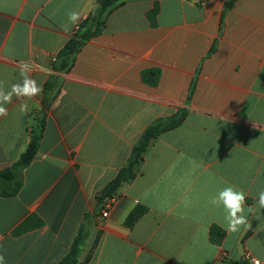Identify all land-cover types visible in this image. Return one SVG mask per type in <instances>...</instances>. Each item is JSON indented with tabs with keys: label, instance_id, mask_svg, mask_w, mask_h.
I'll return each instance as SVG.
<instances>
[{
	"label": "crops",
	"instance_id": "obj_1",
	"mask_svg": "<svg viewBox=\"0 0 264 264\" xmlns=\"http://www.w3.org/2000/svg\"><path fill=\"white\" fill-rule=\"evenodd\" d=\"M228 1L126 0L59 74L57 53L99 0H0V86L21 80L20 61L51 69L31 73L43 93L27 100V112L16 97L6 105L0 171L27 149L46 83L55 75L62 82L22 190L0 197L5 264L62 260L144 130L182 107L183 124L152 142L133 184L108 218L95 220L82 262L93 249L86 264H234L247 254L264 264V210L249 215L250 229L229 233L223 207L211 203L229 185L248 194L247 206L264 190V0H237L232 9ZM154 68L156 87L142 78ZM138 205L148 212L129 228ZM213 226L226 232L219 245Z\"/></svg>",
	"mask_w": 264,
	"mask_h": 264
},
{
	"label": "trees",
	"instance_id": "obj_2",
	"mask_svg": "<svg viewBox=\"0 0 264 264\" xmlns=\"http://www.w3.org/2000/svg\"><path fill=\"white\" fill-rule=\"evenodd\" d=\"M237 0L228 1L227 9H232ZM126 0H99L96 12L85 19L78 25L77 31L74 33L67 44L57 53L53 67L56 73H68L74 67L78 54L82 48L92 39L100 36L107 26L109 16ZM158 13L155 7L151 11L149 17L154 20V16ZM77 35V38L74 36ZM161 70L148 69L143 71L142 78L145 83L152 87H156L160 81ZM61 78L58 75L53 76L44 87L43 107L38 110L34 117V123L30 128V142L25 152L20 156L19 160L8 169L0 171V197L11 198L19 195L24 185V171L35 160L43 139L44 128L48 112L55 101L60 88ZM186 107L179 108L170 116L160 117L154 120L142 133L137 140L128 161L119 170L116 177L110 181L97 196L96 208L93 212L87 213L85 219L75 237L68 254L59 262L53 264H86L91 256L93 249L82 259L86 252L92 231L95 227V220L102 216V212L107 206L111 210L114 200H119L124 196L125 190L133 184L138 176L137 167L139 166L148 151L152 142L160 138L162 134L174 130L181 126L188 116ZM148 212L145 206L138 205L128 215L125 225L133 228L135 224ZM42 226V222L38 224ZM20 228L16 234L20 233ZM226 232L218 226H213L210 230V240L212 244H221L225 239ZM98 243V238L94 242V247ZM93 247V248H94ZM233 264V262H231Z\"/></svg>",
	"mask_w": 264,
	"mask_h": 264
},
{
	"label": "clouds",
	"instance_id": "obj_3",
	"mask_svg": "<svg viewBox=\"0 0 264 264\" xmlns=\"http://www.w3.org/2000/svg\"><path fill=\"white\" fill-rule=\"evenodd\" d=\"M69 20L76 24L80 19V14L77 11L68 13ZM18 70L21 77L19 82L13 83L10 89H5L0 86V117L8 115V108L6 105L11 104L13 97H16L19 104V110L22 113L28 111L27 100H31L43 93V83H38L36 79L31 76L35 70L50 73L51 69L43 66L35 65L32 62L20 61L18 63ZM26 98V99H25ZM247 193L242 189H237L234 185L224 187L211 200V203L216 206H222L225 215V230L229 233H236L242 227L251 228L249 215H253L259 219L256 214L264 210V190L257 193V202L254 205H246ZM0 264H5V257L0 254Z\"/></svg>",
	"mask_w": 264,
	"mask_h": 264
},
{
	"label": "built area",
	"instance_id": "obj_4",
	"mask_svg": "<svg viewBox=\"0 0 264 264\" xmlns=\"http://www.w3.org/2000/svg\"><path fill=\"white\" fill-rule=\"evenodd\" d=\"M77 29H78V27H77ZM109 206H107L106 208H105V210L102 212V219L104 220V219H106V218H108V216H109V213H110V210H109ZM242 264H263V263H261L260 261H258L257 259H255L254 257H252L250 254H247V255H245L244 257H243V259H242Z\"/></svg>",
	"mask_w": 264,
	"mask_h": 264
},
{
	"label": "water",
	"instance_id": "obj_5",
	"mask_svg": "<svg viewBox=\"0 0 264 264\" xmlns=\"http://www.w3.org/2000/svg\"><path fill=\"white\" fill-rule=\"evenodd\" d=\"M77 37H78L77 35L74 36V38H77ZM234 264H242V263H234Z\"/></svg>",
	"mask_w": 264,
	"mask_h": 264
}]
</instances>
